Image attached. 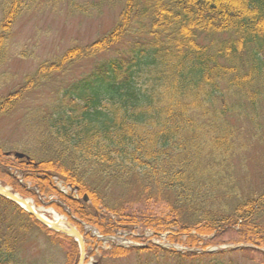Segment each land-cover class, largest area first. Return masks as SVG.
<instances>
[{
    "label": "trees",
    "instance_id": "trees-1",
    "mask_svg": "<svg viewBox=\"0 0 264 264\" xmlns=\"http://www.w3.org/2000/svg\"><path fill=\"white\" fill-rule=\"evenodd\" d=\"M33 1L0 0L1 80L13 27ZM110 2L122 5L109 31L39 61L0 99V117L18 110L26 134L36 133L22 148L29 161L7 158L0 145V168L59 197L83 233L82 223L103 236L139 226L187 248H134L157 264H264V174L253 186L249 166L253 153L264 169V0ZM3 174L21 194L35 190ZM16 208L25 221L0 234V264H32L19 243L34 226L54 247L69 242L45 264H78L72 238ZM229 234L246 247L207 251ZM113 249L101 251L113 259L130 251Z\"/></svg>",
    "mask_w": 264,
    "mask_h": 264
},
{
    "label": "rangeland",
    "instance_id": "rangeland-1",
    "mask_svg": "<svg viewBox=\"0 0 264 264\" xmlns=\"http://www.w3.org/2000/svg\"><path fill=\"white\" fill-rule=\"evenodd\" d=\"M121 5V2L111 3L110 0H73L70 2L67 0H34L29 6L27 4L13 27L9 47L10 60L4 69L9 77L2 78V80L0 78V98L6 97L13 91L26 74L33 72L39 61L59 56L75 45L84 46L96 41L114 26ZM1 18L0 8V20ZM10 115L12 117H9ZM21 121L22 117L18 111L0 117V143L3 144L5 151H21V148L26 146L27 137L20 135L24 129H21V126H24ZM249 166L253 173L252 185L258 186L262 182L264 169L260 167V164L255 163L253 153H251ZM4 172L15 177L19 183L26 184L28 189L33 186L31 181L22 178L21 172L14 168L6 169L4 167L0 168L1 185L14 190L23 198L30 199L38 212L47 219L54 220V214L59 215L60 219L63 220L61 221L62 225L67 227L68 217L64 213L67 206L59 197L46 193L42 195L36 190L23 195L17 191L15 186L1 179L6 177ZM60 188L64 194L70 192L67 187L61 186ZM55 204L60 210L56 208ZM85 204L89 206L91 200L88 199ZM139 206H133V208ZM13 207V204L0 198V234L9 233V227L15 226L16 221L20 223L25 221V216ZM158 208L155 206L156 211ZM22 234L25 236L21 237L19 243L21 257L27 258L32 264H44L45 260L52 256L60 258L63 250L65 251L69 245L67 240L60 238L54 247V244L51 245L53 239L38 228H33L28 234L24 230ZM224 238L225 243L210 246L208 250L218 252L225 248L232 249L244 246L241 243H234L237 238L231 234ZM149 241L163 248L176 247L178 249V246L170 245L165 236L154 237L149 229L137 227L132 231L118 232V235L102 243L98 241L95 245L85 243L84 264H157V257L153 254L129 251L125 257L113 259L105 258L104 251L100 249L107 248L105 250H108L113 245H117L114 249L145 246L144 243L148 244ZM167 260L161 259V261ZM168 262L174 264L173 261Z\"/></svg>",
    "mask_w": 264,
    "mask_h": 264
},
{
    "label": "water",
    "instance_id": "water-1",
    "mask_svg": "<svg viewBox=\"0 0 264 264\" xmlns=\"http://www.w3.org/2000/svg\"><path fill=\"white\" fill-rule=\"evenodd\" d=\"M15 156L19 157V158L23 157L22 154H18V153L15 154ZM0 195L3 197H6L7 199H9L13 202H16V203H23V202L26 203L25 200L18 198L15 194L9 192L6 188H3V187L0 188ZM28 210L40 222H42L43 224H47L39 214H37L34 210H32V208H29ZM68 226L70 227L71 231H65L63 229H60L56 224H54L53 229L58 230V231H62V232H66V234L72 235L73 237L79 239L80 245L82 248V252H83L84 251V240H83V238L81 237L80 233L74 227H72L70 224ZM80 264H83V259H81Z\"/></svg>",
    "mask_w": 264,
    "mask_h": 264
},
{
    "label": "bare ground",
    "instance_id": "bare-ground-1",
    "mask_svg": "<svg viewBox=\"0 0 264 264\" xmlns=\"http://www.w3.org/2000/svg\"><path fill=\"white\" fill-rule=\"evenodd\" d=\"M28 204H29L30 206L34 207L33 203H32L30 200H28ZM23 206H24V205H23ZM24 207H25V206H24ZM34 209H36V208L34 207ZM36 210H37V209H36ZM45 219H47V218L45 217ZM47 220H48V219H47ZM54 220H55V221H58V223H59V222H61L62 219H60L59 215L54 214ZM60 226H62V223H61ZM62 227H63V226H62Z\"/></svg>",
    "mask_w": 264,
    "mask_h": 264
}]
</instances>
